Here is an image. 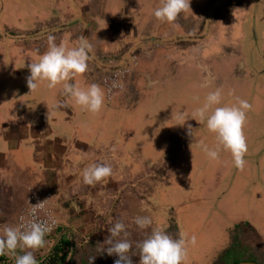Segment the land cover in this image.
<instances>
[{
	"label": "rangeland",
	"instance_id": "rangeland-1",
	"mask_svg": "<svg viewBox=\"0 0 264 264\" xmlns=\"http://www.w3.org/2000/svg\"><path fill=\"white\" fill-rule=\"evenodd\" d=\"M161 4L162 0H0V101L4 99V104L6 101L11 104L13 95L19 92L35 100V104L18 101L13 106L15 110L0 112V176H4L0 178V211L9 209L5 208L8 204L5 200L11 194L9 187L14 186L13 180L24 177L22 169L16 170L11 163L14 148L10 150V147L19 141L16 134L23 135L21 131L26 130V125L37 132V138H25L20 150H15L16 160L24 156L20 158V168L25 164L38 170L42 164L34 151L39 145L40 150L47 146L46 135L41 137L44 121L41 125L32 123L30 112L35 114L44 109L55 130L51 140L62 131L67 136L73 135L68 141H59L64 136L62 133L53 143L59 141V146H66L75 154L74 158L80 154L85 156L87 152L89 160L109 164L113 173L86 189L82 185L74 186L62 167L50 165L44 175H40L42 182L29 186L28 195L25 193L24 198L15 203L19 210L10 214L12 226H17L31 192L41 189L52 194L49 206L60 226L69 232L74 247L77 245V250L73 248L71 253L73 264H81L82 257L89 260L90 256H96L97 264H114L116 257L99 253L98 248L118 219H123L128 226L133 251H136L135 242L151 231V228L139 229L133 222L134 217L144 214L153 219L152 227L166 226L173 238H177L181 230L188 237H196L195 245L188 246L183 264H215L219 254L231 243L238 224H247L242 241L249 249V259L255 260V264H264V83L248 80L245 87L237 84L241 87L237 92L248 91L239 98L252 105L246 113L243 129L248 145L243 170L229 163V158L226 160V155H232L222 146L218 160L206 155L200 144L203 142L215 149L216 134L208 131L206 122L199 123L192 117L209 92L220 87L225 92L227 86L223 85L235 84L230 76H237V72L248 68L246 66L252 69L255 63L264 61V0H190V11L182 12L172 23L154 16V10ZM84 10L92 17L85 23L77 20L82 19ZM66 13L73 14L74 18L69 19ZM43 16L47 22L39 20L38 17ZM194 17L198 18V24H204L201 31L195 29ZM15 27L16 31L10 30ZM82 27L85 32L80 30ZM140 29L148 31V35L150 30L160 29L156 34L164 36L168 49L149 50V41L142 39L146 37L137 36ZM32 31H37L36 35H30ZM59 31H65V37L57 36V45L64 42L72 48L81 37H88L92 45L88 70L68 82L81 88L95 83L105 94L103 107L97 114L78 105L74 116L80 125L76 126L77 130L66 120L64 112L56 111L54 106L62 84L49 89L47 82H39L37 90L30 92L26 82L30 75L28 65L37 62L48 50V35H59ZM72 34L74 39H69ZM230 40L235 42L231 49L233 56L227 52ZM241 49L247 55L237 57ZM168 50L174 54H166ZM135 76L138 84L133 80ZM206 80L207 86H202ZM255 92L260 103L258 98L249 97V93L252 96ZM64 97L61 95L62 100ZM229 103L236 104L237 100ZM20 107L26 108V112ZM177 113L185 115L183 124H177L180 122L176 119ZM36 115L39 116L36 120H41L40 113ZM7 116L11 118L7 120ZM98 118L100 122L93 120ZM10 124H14L16 130L11 129ZM97 131L108 140L98 139ZM9 136L12 140H6ZM163 159L165 163L158 166ZM149 165L154 168L151 178L141 177L146 175ZM116 174L126 188L122 196L116 197L114 187H110L105 190L106 198H99L95 189L100 184H110ZM144 178L148 183L163 181L169 193L162 198V193H154L150 187L144 192ZM175 179L185 183L178 189L170 187ZM129 191L133 197L126 196L130 195ZM16 193L13 194L16 196ZM171 194L173 206L167 203ZM144 195L150 200L148 204L142 200ZM1 212L0 218L5 219L7 210L3 215ZM175 227L178 230H174ZM61 234L63 231L54 244ZM132 260L138 264L139 256H132Z\"/></svg>",
	"mask_w": 264,
	"mask_h": 264
},
{
	"label": "clouds",
	"instance_id": "clouds-1",
	"mask_svg": "<svg viewBox=\"0 0 264 264\" xmlns=\"http://www.w3.org/2000/svg\"><path fill=\"white\" fill-rule=\"evenodd\" d=\"M190 8V0H162L160 7L154 10V16L162 21L172 23L178 16ZM48 50L37 62L28 65L30 75L26 77L30 92L37 90L39 82H47L49 89L62 84V94L70 97L76 105L85 111L97 114L103 107L105 94L98 84L81 88L69 83L77 75H83L88 70L89 53L92 45L85 37H81L78 45L68 48L64 42L55 43V36L49 34ZM122 71V70H121ZM202 86H207V80ZM220 89L209 92L203 105L195 110L192 117L199 123H205L209 132L216 134L217 147L210 149L201 142L200 147L211 160H218L221 146L231 153L236 168L243 170L245 155L248 151L244 125L246 113L252 109L247 101L237 97L233 105H221ZM70 107L62 103L57 107ZM215 106V107H214ZM177 124L186 120L183 113H177ZM191 130V125L188 126ZM112 167L105 162H95L83 169L82 180L85 185L95 186L102 180L112 176ZM44 201L32 204L30 219L20 217L19 226H4L0 228V256L10 255L15 258V264H38L35 253L46 247L45 236L52 231V225L36 219V210L42 208ZM133 222L139 229L151 228L150 234L135 242L130 239L131 233L123 219H118L108 229L109 235L98 248L99 253L115 256L114 264H134L132 256L138 255V264H183L187 256L188 246L195 245L196 237L182 230L178 237L173 238L164 225L152 227L150 216H137ZM22 254H17V250ZM96 256L89 257V264H94Z\"/></svg>",
	"mask_w": 264,
	"mask_h": 264
},
{
	"label": "crops",
	"instance_id": "crops-1",
	"mask_svg": "<svg viewBox=\"0 0 264 264\" xmlns=\"http://www.w3.org/2000/svg\"><path fill=\"white\" fill-rule=\"evenodd\" d=\"M190 11V8L187 10V12H189ZM83 13V17H82V19H77V20H79V21H82V22H86L87 21V19L88 18H92L91 17V14H88L85 10L82 12ZM201 14V13H200ZM42 15H44V14H42ZM65 15H67V17L69 18V19H72V18H74V15L72 14L71 15V13H66ZM77 15V14H76ZM75 15V16H76ZM200 15H198L197 17H199ZM66 17V18H67ZM39 18V20H42L43 22H47L48 20L46 19V17L45 16H43V17H38ZM51 19V17H49V20ZM194 19H195V17H194ZM204 19V17L202 18V20ZM92 21H95V19H91ZM201 20V21H202ZM197 21H198V18H196L195 20H194V27H195V29H197V30H199V31H201V29H203L204 27V24H201V22L198 24L197 23ZM96 22V21H95ZM203 23V22H202ZM114 25V24H113ZM140 25L141 24H139L138 25V27H140ZM221 25V24H220ZM98 27H99V25H97ZM222 26H224V28H226V24H223ZM100 28V27H99ZM16 29H17V27H15L13 30L12 29H10L11 31H16ZM135 29H137V28H135ZM80 30H83V32H85L84 30H85V28H83L82 27V29H80ZM100 30L102 31V29L100 28ZM160 29H153V30H150V35H148V31H146V30H142V29H140V31H139V34L137 35V36H139V37H146V38H142V39H146L147 41H149V44H150V46H147L148 47V49L149 50H152V51H156V49L157 48H159V49H168L167 47H166V42H165V40H164V36H158L156 33L159 31ZM238 30H240V29H238ZM237 30V31H238ZM33 33H29L30 35H36V33L35 32H37V31H32ZM60 33H59V35H55V38L58 36H64L63 34V32H65V31H59ZM191 32H193V27L191 28ZM94 33H96L95 31H94ZM141 33L143 34L142 36H141ZM17 34V33H16ZM88 34H89V32H88ZM73 35L74 34H72V36L71 35H69V39H74V37H73ZM225 36H226V34H225ZM65 37V36H64ZM101 37V35H100V33L98 32L97 33V38L99 39ZM2 39V38H1ZM87 39H88V37H87ZM208 40V39H207ZM206 40V41H207ZM243 40H245V38L243 39ZM236 42H238V40H235ZM117 42H120V40L119 41H117ZM194 42V44H195V42L196 41H193ZM192 42V43H193ZM78 43H79V40H78ZM190 43V42H189ZM232 43H235L234 42V40H230V41H228L227 42V47L229 46V49L227 50V52H229L230 54H232V56H233V53H231V49H232V47H233V45H232ZM241 43H242V41H241ZM115 44H117L116 42H115ZM119 45V44H118ZM236 45V44H235ZM122 47V46H121ZM225 47H226V45H225ZM170 49V48H169ZM259 50V49H258ZM174 51H171V50H168L167 52H165L166 54H168V55H170V54H174L173 53ZM248 53V52H247ZM262 53V56H263V51L261 52ZM247 54H245L244 52H243V50L241 49V51H239V55H237V57H242V56H246ZM185 57H187L188 56V54H185L184 55ZM263 58H264V56H263ZM263 62V63H262ZM264 66V61L263 60H260V62L258 63V64H254L253 65V67H252V69H251V67H249V66H246V67H248V68H246V69H249L248 71H246V72H244V71H242V72H237V73H239V74H237V76H230V78L232 79V81L233 80H235V84H233V85H231V87L229 86L228 87V84L227 85H223V86H227L226 88H225V92L223 91V88L222 87H220V90H221V92H222V102H221V106H223V105H229L230 103L229 102H231L232 100H237V97H239L240 96V98L242 97V96H244L245 94H246V92H248V91H245V90H242L243 92H237V90L238 89H241V87L240 86H238L237 84L239 83L240 85H243V87H245V81H248V80H252V81H255V82H257V83H259V82H261L262 81V83H264V68L262 69V67ZM251 71H252V73H253V75H252V73H251ZM123 73V72H122ZM244 73H248V75L246 74H244ZM136 77V79H133L134 81H135V83L136 84H138L137 83V81H138V79H137V76H135ZM205 78H209L208 77V75H207V77H206V75H205ZM221 82H223V80H220ZM85 83H88L87 82V78H85ZM139 85H140V82H139ZM222 86V85H221ZM61 87V86H60ZM88 86H86L85 88H87ZM248 87H250V85L248 86ZM108 89V88H107ZM106 89V90H107ZM217 90V89H216ZM108 91H111L110 89L108 90ZM257 92H255L252 96H251V93H249V97H251L252 99L251 100H255V99H257L258 98V100H259V103H260V97L256 94ZM61 95H63L62 94V89L60 88V90L59 91H57V96H58V98H59V100H60V102H59V100L58 99H56V101H55V107H57V105H59V104H62V103H68L69 105H70V107H64V106H60V107H57V108H55L56 109V111L57 110H62L63 112H64V114H65V116H67L66 117V120L68 121V122H70L71 123V125L73 126V128L75 129V130H77L76 129V126L77 127H80V125L78 124V122L76 121V118H74V116H75V114H77L76 112H77V107H78V105H76L75 103H74V101L70 98H68V97H64V100H62V98H61ZM118 96H119V94H118ZM1 97V96H0ZM2 99V98H1ZM27 100L31 103V101H33V103L32 104H35V100H29V99H27L26 98V96H24L23 94H21L20 92L19 93H16V95H13V101L12 102H10L11 104H9V101H6L5 102V104H4V99H2L1 101H0V112H2V111H5V109H6V113L7 112H9L8 110H12V109H14L15 110V108L13 107V106H15L16 105V103H18V101H20L21 103H26L27 102ZM245 100V99H244ZM235 103V102H234ZM233 105V104H232ZM12 106V107H11ZM131 107H133L134 106V103L133 104H131L130 105ZM20 108H22L25 112H26V108H24V107H20ZM34 108H35V105H34ZM41 111V112H40ZM40 111H36L35 112V114H33V113H31L30 112V115H33V117H32V119L30 120L32 123H34V124H38V125H41V121H44V127H45V130H44V128L42 129V134H41V137L42 136H44V135H46V143H47V146L46 147H43V149L42 150H40V145H39V147L34 151V152H37L38 153V157L37 158H39L40 159V161L42 162V166L40 165V167H37L38 168V170L36 169V167L35 168H29V166H27V165H25V164H22L24 167L23 168H20V165H19V162H20V158H22V157H24V156H20L19 158H17V160H16V155H17V152H15V150L16 149H18V150H20V146H21V144L23 143V141L25 140V138L26 137H28V136H31L32 138H37V132L36 131H34L33 129H30V128H28L27 127V125H26V127H25V129L26 130H22L21 132L22 133H24L23 135H19V134H16V136H18V139H19V141L17 142V143H14V145H13V143H12V145H13V147H10V150H11V148H14L13 149V151H14V153H12V165H13V167L14 168H16V170H19V169H22V172L24 173V177L22 178V179H20V177H19V179H17V178H15V180H13L15 183H14V186H11L10 185V187H9V190L11 191V194L8 196V198L5 200V201H7V207H5V208H9V209H5V211L7 210V214H5V219H3L2 217L0 218V228H2L4 225H6V226H8L11 222H13L12 221V218H10L11 217V215H13V213H16L18 210H19V207L16 205V204H18L24 197V194L26 193V195H28V192H29V186H32L33 185V183H41L42 181H41V177L44 175V173L47 171V169L48 168H50L49 166L50 165H54V164H56V165H58V166H60V167H62V170L63 171H65V174L68 172L69 174H68V176L71 178V182H72V184H74V186H76V185H82V187H84V188H88L89 187V185H85L84 183H83V180H82V172H83V169L85 168V167H87L88 165H90V164H92L93 162L91 161V160H89V158H88V153L86 152L85 153V156L84 155H82V154H80L79 155V157H77V158H74L73 156H75V154H73V153H71V151H69V150H67V148H66V146L64 147V146H59V141H68V139L70 140V138L73 136V135H69V136H67V133H65V132H63L62 131V133H63V135L64 136H66V137H62L61 138V140H59V141H57V143H53V140H58V139H60L59 137L61 136V134L62 133H56V135H60V136H57V137H55L53 140H51L50 139V136L51 135H53L54 133H55V130L54 129H52L51 127V124L53 125V123H52V120L50 121L46 116H45V114H44V109H42V110H40ZM40 113V118H41V120H36V117L38 116V115H36V113ZM46 113V112H45ZM39 117V116H38ZM11 118V117H10ZM8 116H7V120H9L10 119ZM94 121H98V122H100V118H98V119H93ZM53 121H57V120H54L53 119ZM74 121H76V122H74ZM26 122H28V120H26ZM27 124V123H26ZM34 124H32V127H34V128H36V125L34 126ZM13 125L14 124H10V126L12 127L11 129H13V130H16V129H14L13 128ZM9 128V127H8ZM99 130V129H98ZM99 133V134H98ZM96 134V133H95ZM97 134H98V139H105V140H108V137H106L105 135H103L100 131H97ZM103 137V138H100V137ZM12 138L13 137H11V136H9V137H7V139L6 140H12ZM48 139V140H47ZM10 144H11V141H10ZM58 144V146H56V145ZM67 145V144H66ZM89 146H90V144H88ZM81 146H83V145H81ZM99 148H101L100 146H99ZM104 148V147H103ZM33 151L31 152V154L32 153H34ZM82 152H84V151H82ZM2 153V152H1ZM4 154V153H3ZM29 154V153H28ZM42 155V156H40L39 157V155ZM5 156H7V154L5 155ZM226 157H227V161H228V158H229V163H232L233 165H234V161L232 160V157L231 156H228V155H226ZM178 158V157H177ZM6 159H7V157H6ZM165 160L163 159L162 161H160L159 162V164H158V166H161L163 163H165L164 162ZM95 163V162H94ZM2 165L4 166V164L2 163ZM36 165V164H35ZM115 169H116V166L114 167ZM147 173H146V175H142L141 177H143V176H148V177H150L151 178V174L153 173V171L152 170H154V168H152V166H150L149 165V168H147ZM38 171V172H37ZM150 171H152L151 173H150ZM25 172H27V173H25ZM60 172V171H59ZM150 173V174H149ZM120 174V173H119ZM16 175H17V172H16ZM40 175H42V176H40ZM2 177H4L2 174H1V176H0V178L2 179ZM113 177L114 178H112V182H110V184H104V185H102V184H100V186H98L96 189H95V191H97L98 193H97V195L99 196V198H101V197H104V198H106V194H105V190H106V188L107 189H109L110 187H114V189H115V196L116 197H121L122 196V191L123 190H125L126 188H124L123 187V180H121L120 178H117V174H116V176H114L113 175ZM140 177V178H141ZM125 178H126V176H125ZM114 179V180H113ZM183 179V178H182ZM182 179H180L179 181L177 180V179H175V180H173V183L172 184H170V185H172V186H170V187H173V188H175V189H178L179 187H181V186H183V184L182 183H185V181L184 180H182ZM10 180V177L8 176V181ZM7 181V180H6ZM10 183H13L12 182V180H11V182ZM9 183V184H10ZM70 183V182H69ZM138 183V182H137ZM178 183V184H177ZM70 185V184H69ZM142 186H143V191L145 192V190L146 191H148L147 189L150 187V191H152V192H157V191H159L160 193H162V198H164L165 196H166V194L167 193H169V190L168 189H166V188H164L165 187V185H164V182L163 181H158V182H155V181H152L151 180V182L150 183H148L147 181H146V179L144 178V181H143V184H142ZM76 189V188H75ZM18 192V193H16V196H15V194H13L14 192ZM133 191V190H132ZM124 192V191H123ZM130 192V195H128V194H126V196L127 197H130V196H132L133 197V194H132V192L131 191H129ZM133 192H136V191H133ZM140 193V192H139ZM176 193V192H175ZM175 193H173V194H175ZM173 194H171V198L170 199H168L169 200V202H167V203H170L172 206H173V199H172V196H173ZM163 195H164V197H163ZM7 197V196H6ZM13 197V198H12ZM142 200H145V203L146 204H148V201H150L145 195L143 196V199ZM26 203V199H24V201H23V203ZM164 202V201H163ZM16 203V204H15ZM22 203V202H21ZM24 203V204H25ZM24 204H23V206H24ZM165 204V203H164ZM137 205H138V203H137ZM144 205V204H143ZM138 207V206H137ZM143 207H145V206H142L141 208H143ZM10 208H11V210H10ZM4 211V212H5ZM1 212V211H0ZM4 212H1L2 214L1 215H3L4 214ZM9 213V214H8ZM11 214V215H10ZM12 224V223H11ZM10 224V225H11ZM12 226V225H11ZM67 231L64 229L63 230V234L64 233H66ZM68 233V232H67ZM48 245H49V241L48 242H46V247L45 248H43V249H41L40 251H38V252H36L35 253V255H36V257H37V260H39V259H41L42 258V256L43 255H45L46 253H44L45 252V250L46 249H48L47 247H48ZM17 254H22L21 253V251L18 249L17 250ZM13 257V256H12ZM13 259L15 260V258L13 257ZM15 262V261H14Z\"/></svg>",
	"mask_w": 264,
	"mask_h": 264
},
{
	"label": "trees",
	"instance_id": "trees-1",
	"mask_svg": "<svg viewBox=\"0 0 264 264\" xmlns=\"http://www.w3.org/2000/svg\"><path fill=\"white\" fill-rule=\"evenodd\" d=\"M122 45H119L121 47ZM123 71V70H122ZM145 216V214H144ZM132 222V219L129 218ZM245 225L238 224L233 232L232 241L217 257L215 264H240L243 262H250L246 264H255V260L249 259L248 250L243 243V238L245 237ZM134 226V225H133ZM63 226L61 225L56 231L50 232L45 236L46 242L49 241L48 249H46V254L41 259L37 260L38 264H73V258L71 259L72 249L77 250V245L74 247L72 238L69 232L61 234L54 244L55 239H57L59 233L63 231ZM176 229V227L174 228ZM52 248V249H51ZM0 264H15L14 259L10 255L0 256ZM81 264H89V260L86 257H82ZM94 264H97L94 262Z\"/></svg>",
	"mask_w": 264,
	"mask_h": 264
},
{
	"label": "built area",
	"instance_id": "built-area-1",
	"mask_svg": "<svg viewBox=\"0 0 264 264\" xmlns=\"http://www.w3.org/2000/svg\"><path fill=\"white\" fill-rule=\"evenodd\" d=\"M123 72V71H122ZM52 194L45 193L43 190H33L27 200V206L25 210L19 215L17 219V226L20 224V217L24 216L26 219H30L29 213L32 208V204H36L39 201H44L42 208L36 210V219L42 222H46L52 225V231H56L60 227V222L55 215L53 209L49 206Z\"/></svg>",
	"mask_w": 264,
	"mask_h": 264
},
{
	"label": "water",
	"instance_id": "water-1",
	"mask_svg": "<svg viewBox=\"0 0 264 264\" xmlns=\"http://www.w3.org/2000/svg\"><path fill=\"white\" fill-rule=\"evenodd\" d=\"M246 263H250V262H243V263H240V264H246Z\"/></svg>",
	"mask_w": 264,
	"mask_h": 264
},
{
	"label": "bare ground",
	"instance_id": "bare-ground-1",
	"mask_svg": "<svg viewBox=\"0 0 264 264\" xmlns=\"http://www.w3.org/2000/svg\"><path fill=\"white\" fill-rule=\"evenodd\" d=\"M108 40V39H107Z\"/></svg>",
	"mask_w": 264,
	"mask_h": 264
},
{
	"label": "flooded vegetation",
	"instance_id": "flooded-vegetation-1",
	"mask_svg": "<svg viewBox=\"0 0 264 264\" xmlns=\"http://www.w3.org/2000/svg\"><path fill=\"white\" fill-rule=\"evenodd\" d=\"M119 46V45H118Z\"/></svg>",
	"mask_w": 264,
	"mask_h": 264
}]
</instances>
